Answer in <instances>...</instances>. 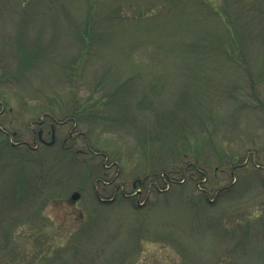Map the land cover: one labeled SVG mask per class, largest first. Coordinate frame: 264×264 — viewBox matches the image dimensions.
I'll list each match as a JSON object with an SVG mask.
<instances>
[{
  "label": "rangeland",
  "instance_id": "rangeland-1",
  "mask_svg": "<svg viewBox=\"0 0 264 264\" xmlns=\"http://www.w3.org/2000/svg\"><path fill=\"white\" fill-rule=\"evenodd\" d=\"M0 112V264H264V0H0Z\"/></svg>",
  "mask_w": 264,
  "mask_h": 264
},
{
  "label": "flooded vegetation",
  "instance_id": "flooded-vegetation-1",
  "mask_svg": "<svg viewBox=\"0 0 264 264\" xmlns=\"http://www.w3.org/2000/svg\"><path fill=\"white\" fill-rule=\"evenodd\" d=\"M2 112H0L1 114ZM74 121V118H66L63 120H57L55 119L53 116L49 115V114H44L41 119H39V121H33V126L37 125L39 128L38 130L34 129V133L37 134V136H35L34 140H35V147H31L28 143H16L17 146H25L28 147L31 150H38L40 148L39 145H43V146H49V142L46 141L45 137L48 135H51V144L54 145L56 143V132H57V127H60L62 125L68 124L69 122ZM0 130L3 132V134L8 136V133L2 128L0 127ZM69 140H73V135H70ZM69 140H66L64 142V147L65 149H70L72 146L74 147L75 142H72L71 145H67V142ZM77 154H84V155H88V154H92L95 156L101 155V153L95 152L92 149L88 148V151H83V150H78ZM104 169H111L112 166L107 165V163L103 164ZM107 175V172L105 173V176ZM103 178H99L98 179V183L97 184H102V188H103V193H109L110 197L108 196H100V194L97 192V196H98V200L100 203L102 204H113L119 200L124 199L125 201H130L133 202L137 200V197L139 194L136 192L137 191V187H138V182L134 181L133 184L131 185V189H136L134 195L132 194V192H127V187L125 184H116V179H118V177H116L115 179H113L112 181H108L106 177ZM150 181V182H148ZM163 183L165 182V180H162ZM148 185V196H150L153 192H155L154 190H157V192H162L163 190L161 189V187L159 186V180L157 178H152V177H146L143 181H140L139 184H141L140 186H144ZM139 202V198L137 201V204Z\"/></svg>",
  "mask_w": 264,
  "mask_h": 264
},
{
  "label": "trees",
  "instance_id": "trees-1",
  "mask_svg": "<svg viewBox=\"0 0 264 264\" xmlns=\"http://www.w3.org/2000/svg\"><path fill=\"white\" fill-rule=\"evenodd\" d=\"M46 109H47V107H46ZM77 110H78V108L75 106V112H76V114H77ZM76 114H73L74 116L76 115ZM73 116V117H74ZM74 118H76V116L74 117ZM8 145V144H7ZM9 149H11V150H15L16 148L15 147H13V146H7ZM197 166L196 165H194V166H190V170L192 169V170H196L197 172H198V174H200L199 172V170H197V168H196ZM191 170V171H192ZM195 172V171H194ZM181 173V175H182V177H184L185 175H186V173L184 172V171H181L180 172ZM162 175H163V173L161 174V175H154L153 177L154 178H158L159 179V181H161L162 182V179H164V180H166L167 182L169 181V182H172V181H170V177L168 178V179H166V177L165 176H163L162 177ZM152 177V178H153ZM11 191H13V196H14V198H16L17 197V194H18V191L16 190V188L14 187V186H11Z\"/></svg>",
  "mask_w": 264,
  "mask_h": 264
},
{
  "label": "water",
  "instance_id": "water-1",
  "mask_svg": "<svg viewBox=\"0 0 264 264\" xmlns=\"http://www.w3.org/2000/svg\"><path fill=\"white\" fill-rule=\"evenodd\" d=\"M80 193H74L71 197L72 201H77L80 198Z\"/></svg>",
  "mask_w": 264,
  "mask_h": 264
}]
</instances>
